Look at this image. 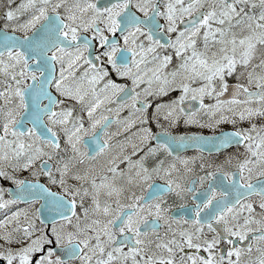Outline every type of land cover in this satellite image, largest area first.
<instances>
[{
	"label": "snow or ice",
	"instance_id": "snow-or-ice-1",
	"mask_svg": "<svg viewBox=\"0 0 264 264\" xmlns=\"http://www.w3.org/2000/svg\"><path fill=\"white\" fill-rule=\"evenodd\" d=\"M0 264H264V0H0Z\"/></svg>",
	"mask_w": 264,
	"mask_h": 264
}]
</instances>
